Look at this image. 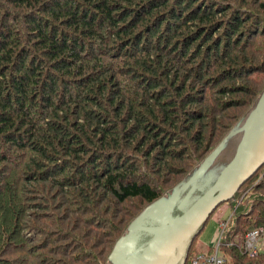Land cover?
Here are the masks:
<instances>
[{
  "label": "trees",
  "instance_id": "1",
  "mask_svg": "<svg viewBox=\"0 0 264 264\" xmlns=\"http://www.w3.org/2000/svg\"><path fill=\"white\" fill-rule=\"evenodd\" d=\"M263 88L264 0H0V264H107ZM247 181L225 241L264 228Z\"/></svg>",
  "mask_w": 264,
  "mask_h": 264
},
{
  "label": "water",
  "instance_id": "2",
  "mask_svg": "<svg viewBox=\"0 0 264 264\" xmlns=\"http://www.w3.org/2000/svg\"><path fill=\"white\" fill-rule=\"evenodd\" d=\"M236 144L230 157L205 179L206 164L228 139ZM200 163V170L194 169ZM188 175L160 198L146 205L115 242L107 264H184L192 238L212 212L234 199L236 191L264 165V88L254 104ZM195 174V175H194ZM195 191L185 207L181 204ZM180 248V253L175 254Z\"/></svg>",
  "mask_w": 264,
  "mask_h": 264
},
{
  "label": "rangeland",
  "instance_id": "3",
  "mask_svg": "<svg viewBox=\"0 0 264 264\" xmlns=\"http://www.w3.org/2000/svg\"><path fill=\"white\" fill-rule=\"evenodd\" d=\"M252 76H253V78H256L257 77V75H255V74H252L250 77H252ZM244 110H242V111H244ZM246 110L243 112V114L246 112ZM236 140L237 139H235V138L228 139L227 142H226V144L224 146H222L221 149L218 151V153L216 154V157L214 158V160L207 162V164H206L205 179H204V181L202 183H200L198 185V188L197 189L202 190V189H204L207 186V184H208L207 180H208L209 176H211L212 173L216 172L218 170V167L219 166H222V164L224 162H226V160L230 157V154H231V152H232V150H233V148H234V146L236 144ZM22 160L24 161V159H22ZM200 168L201 167H200V163H199L198 166L195 167L194 173H196L198 170H200ZM18 174H19V172H17L16 173V176H15L16 177L15 178L16 179V183L20 182V181H18L20 179ZM169 176L164 175L165 180H168V177ZM255 180L257 181L258 179H255ZM255 180L253 181V183L256 182ZM251 182L247 183V185H250ZM28 183H29V181H27L26 186H27ZM245 183H246V181L241 186H244ZM17 186L18 185H16V188H17ZM24 186H25V184H24ZM18 187L20 188V186H18ZM196 195H197V191H195L186 201H184L181 204V206L182 207L187 206L193 200V198ZM41 203H43V201H41ZM223 207H227L228 209L225 210L224 214H223V212L221 213V215L223 214L221 218H225L226 219V218H228L232 214L233 210H231V206H230V203L229 202L228 203H224V204L218 206L212 212V214L209 216L207 222L203 225L200 234L197 236V238L194 240V242L192 244V248H194L195 250H197L199 253H206L208 247H210L211 245L215 244L216 241H218L219 235L221 233V228L219 227V224H218V221L220 220L219 219L220 217L217 218L218 217L217 215H218V213L220 212V210ZM27 234H30V233H27ZM257 248H258V250H261L260 244L257 246ZM180 251H181L180 248H178L176 250L175 254L180 253ZM13 256H18V260L19 261L22 259L21 258V255L18 253V251H16L13 254Z\"/></svg>",
  "mask_w": 264,
  "mask_h": 264
},
{
  "label": "built area",
  "instance_id": "4",
  "mask_svg": "<svg viewBox=\"0 0 264 264\" xmlns=\"http://www.w3.org/2000/svg\"><path fill=\"white\" fill-rule=\"evenodd\" d=\"M236 208V207H235ZM234 208V209H235ZM233 209V211H234ZM229 217L226 219H220L218 221L219 227L221 228V233L219 235L218 241L209 247L210 253L201 254L194 253L189 257V264H225L226 258L223 254L222 246H239V249L248 254L249 256H254L258 253L257 244L261 240L264 245V228L259 227L247 232L242 239L237 235L233 240L225 241L223 240L226 226Z\"/></svg>",
  "mask_w": 264,
  "mask_h": 264
},
{
  "label": "bare ground",
  "instance_id": "5",
  "mask_svg": "<svg viewBox=\"0 0 264 264\" xmlns=\"http://www.w3.org/2000/svg\"><path fill=\"white\" fill-rule=\"evenodd\" d=\"M193 239V238H192ZM217 242V241H216ZM215 242V243H216ZM261 242V243H260ZM260 244V248H261V250H258V252H260V251H264V245H263V243H262V241L261 240H259L258 241V244H257V246ZM209 250V251H208ZM208 253H210V249L208 248L207 249V252L206 253H201V254H208Z\"/></svg>",
  "mask_w": 264,
  "mask_h": 264
},
{
  "label": "crops",
  "instance_id": "6",
  "mask_svg": "<svg viewBox=\"0 0 264 264\" xmlns=\"http://www.w3.org/2000/svg\"><path fill=\"white\" fill-rule=\"evenodd\" d=\"M224 206V205H223ZM228 208L227 207H223L221 210H220V212L218 213V217L217 218H219V219H221V217H222V215L224 214V212H225V210H227ZM223 212V214L221 215V213ZM221 215V216H220ZM223 219V218H222Z\"/></svg>",
  "mask_w": 264,
  "mask_h": 264
}]
</instances>
